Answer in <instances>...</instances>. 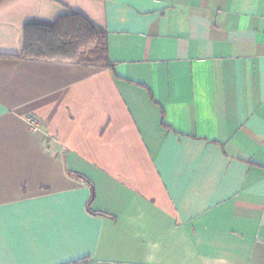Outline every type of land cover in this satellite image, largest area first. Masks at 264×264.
Returning a JSON list of instances; mask_svg holds the SVG:
<instances>
[{
	"label": "crops",
	"instance_id": "crops-1",
	"mask_svg": "<svg viewBox=\"0 0 264 264\" xmlns=\"http://www.w3.org/2000/svg\"><path fill=\"white\" fill-rule=\"evenodd\" d=\"M71 13L112 70L20 58ZM82 258L264 264V0L0 4V264Z\"/></svg>",
	"mask_w": 264,
	"mask_h": 264
},
{
	"label": "trees",
	"instance_id": "trees-1",
	"mask_svg": "<svg viewBox=\"0 0 264 264\" xmlns=\"http://www.w3.org/2000/svg\"><path fill=\"white\" fill-rule=\"evenodd\" d=\"M5 1L0 0V4ZM20 58L96 69L113 68L108 59L107 33L76 13L60 17L53 23L24 25ZM66 264L93 263L82 258Z\"/></svg>",
	"mask_w": 264,
	"mask_h": 264
},
{
	"label": "built area",
	"instance_id": "built-area-1",
	"mask_svg": "<svg viewBox=\"0 0 264 264\" xmlns=\"http://www.w3.org/2000/svg\"><path fill=\"white\" fill-rule=\"evenodd\" d=\"M26 121H27L29 127L31 128V130H33V131L38 130L39 123H38V121L36 119H34L33 117L28 116L26 118Z\"/></svg>",
	"mask_w": 264,
	"mask_h": 264
}]
</instances>
